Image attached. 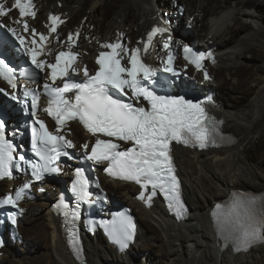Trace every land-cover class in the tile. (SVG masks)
Masks as SVG:
<instances>
[{"label":"bare ground","instance_id":"bare-ground-1","mask_svg":"<svg viewBox=\"0 0 264 264\" xmlns=\"http://www.w3.org/2000/svg\"><path fill=\"white\" fill-rule=\"evenodd\" d=\"M34 2L35 17L23 18L28 32L23 30L22 23L15 22L20 19L16 10L9 11L0 20L24 36L26 46H31L32 39L39 44V34L47 36L44 51L38 57L46 62L60 50H72L79 54L81 66L93 68L95 56L103 50L102 44L114 42L119 36L127 48H142L153 27L165 31L155 35L145 51L151 65L162 62L168 52L164 44L169 38L170 50L193 42L200 49L210 51L212 62L200 71L180 61L177 66L195 80L196 88L204 95L205 108L223 121L225 132L229 131L235 141L222 151L174 149L177 175L190 212L184 222L169 215L160 200L146 206L147 195L140 199L141 189L137 186L109 180L100 173L101 187L118 207H113L109 200L107 211L93 232L81 230L79 253L68 230V216L63 209H58L60 189L68 185L73 168L59 166L60 172L55 179L33 183L31 198L22 197L19 201L22 214L15 233L6 232L0 238V264H264V242L245 253L235 251L218 236L212 215L217 205L227 204L237 193L264 192V132L261 131L264 126V68L252 74L251 66L233 67L246 58V54H251L255 60L264 58V27L254 23L256 17L264 19V0ZM178 2L186 7L179 6ZM13 3L14 0H0L6 10L11 9ZM182 11L183 17H180ZM50 15L63 21L54 33L49 32ZM32 29L37 35H32ZM70 33L74 36L79 33L72 45L68 43ZM205 72L209 76L207 80ZM235 81L237 85L232 86ZM0 89L8 90V87L0 81ZM234 94L238 96L237 105ZM245 98L250 100L248 106L242 105ZM4 102L0 96V113L5 111L12 117L11 133L18 116L14 108H8ZM61 135L73 142L76 151L83 150L81 145L94 142L76 123L65 125ZM251 149L261 152L259 160H251ZM25 182L24 179L0 180V199L8 195L14 197ZM120 207L130 209L136 226L134 241L125 251L117 250L109 242L101 225V221H110Z\"/></svg>","mask_w":264,"mask_h":264},{"label":"snow or ice","instance_id":"snow-or-ice-1","mask_svg":"<svg viewBox=\"0 0 264 264\" xmlns=\"http://www.w3.org/2000/svg\"><path fill=\"white\" fill-rule=\"evenodd\" d=\"M11 10H18L20 19L15 22L22 23L23 30L28 32L29 27L23 22V18L35 17L32 0H14L8 10L5 5L0 4V17L8 15ZM48 19L50 33L56 32L58 24L63 23L55 15H50ZM7 31L19 41L35 69L50 70L43 85L44 93L48 97V106L44 111L55 121V132L49 131L44 121L37 117L39 93L31 89L26 91L24 96L31 97L30 110L34 118L31 152L38 159L32 160L21 154L16 160V148L6 138L5 124L0 122V178L11 175L13 167L17 171L31 173V179L15 192L14 197L8 195L0 199V206L15 207L34 181L42 180L46 174L60 172L57 162L62 156L69 160L74 158L67 151L75 147L73 142L60 133L68 121H78L95 137L93 144L81 145L84 159L95 164L108 162L104 171L114 178L138 184L141 189L140 199L145 198V191L150 188L151 194L146 202H150L159 190L167 201L168 209L177 218L185 215L186 208L175 175L170 145L176 142L204 149L220 135L217 122L207 115L202 106L203 102H193L184 96L158 95L144 83L150 82L156 73L142 62L141 49L127 48L120 42L119 36L115 42L101 45L108 51H101L97 56L96 64L99 67L94 74L90 75L84 70V82L69 80L62 87L55 86L58 79L68 77L69 69L76 71L73 68L76 54L70 50L62 51L55 57V63H48L38 59L44 51L43 43L48 39L47 36L39 34V44L32 39L31 46H26L25 37L19 35L14 28L8 27ZM164 31L163 28L153 27L147 34L144 51H147L153 37ZM31 32L33 36L37 35L35 29ZM78 37L79 33L75 36L70 33L68 43L75 44ZM170 40L171 38L164 44V48L169 51L167 59L163 61V70L178 76L179 73L173 68L174 55L170 50ZM183 52L185 60L197 70L202 69L205 59L211 58L210 54L196 53L188 46L184 47ZM125 57L126 65L121 63ZM0 78L13 89L11 93L4 94L23 103L17 95L13 68L3 59H0ZM204 79H209L207 72L204 73ZM49 80L52 81L51 84L48 83ZM69 93L73 95L70 97L67 95ZM121 97H127V100ZM142 101H146L147 106H141ZM37 124L38 128L35 126ZM114 141L131 143L132 146L120 150V144ZM75 177L70 191L79 206V202H89V180L79 168L75 171ZM58 209H63L66 217L69 215L68 205L63 201ZM71 215L73 220L78 219L75 212ZM212 215L218 236L235 251H247L254 244L264 242V195L237 193L227 204L217 205ZM101 225L113 242L122 248H126L128 242L134 238L136 226L132 218L124 213L114 214L110 221H101ZM76 243L78 241H74Z\"/></svg>","mask_w":264,"mask_h":264},{"label":"rangeland","instance_id":"rangeland-1","mask_svg":"<svg viewBox=\"0 0 264 264\" xmlns=\"http://www.w3.org/2000/svg\"><path fill=\"white\" fill-rule=\"evenodd\" d=\"M260 1H262V0H260ZM153 2H155V0H153ZM178 5L179 6H184V5H181L179 2H178ZM184 7H186V6H184ZM262 14L264 15V11L262 12ZM183 15V13H181V16L180 17H183L182 16ZM257 19H255L256 21L254 22L255 24H257L258 26H260V27H264V19H260L259 20V18L258 17H256ZM251 22V21H250ZM249 23V22H248ZM251 24H253V22H251ZM175 28V27H174ZM189 29V28H188ZM180 31V28H178L177 29V32H179ZM250 48H254V49H256V50H259V48H257L256 46H251ZM251 54H246V58H243V59H241V60H239L237 63H235V64H233V67H238V66H240V65H246V66H251V67H253V70H252V74H254L255 73V70H257V69H261V68H264V58L263 59H260V60H255V59H253V58H251ZM228 81V80H227ZM244 82H246V83H249V81H247V80H245ZM243 82V83H244ZM242 83V84H243ZM237 85V81H235V83H234V85L232 84V86H236ZM241 87H244V86H242L241 85ZM233 97H235L236 99H235V105H237V102L239 101L238 100V96L236 95V94H234L233 95ZM226 100H229V98L227 99V97L225 98ZM249 103H250V100H249V98H245V101H243V103H242V105L243 106H248L249 105ZM261 131L262 132H264V126L261 128ZM226 133H230L229 131H227L226 130ZM261 148H262V146H261ZM261 148L259 149V150H261ZM253 154V155H252ZM260 156H261V152L260 153H258V151L256 150H254V149H251L250 150V157L252 158L251 160L252 161H257V160H259V158H260ZM262 159L264 160V157H262ZM261 159V160H262ZM263 162V165H264V161H262ZM242 169H245V166H242ZM240 187V186H239ZM241 190H244V189H248V188H240ZM251 190H253V189H251ZM255 192H257V191H255ZM259 192V191H258ZM37 201V200H36ZM39 201V200H38ZM38 210H40V209H38ZM22 243H23V241H22ZM21 243V244H22ZM20 248V247H19ZM41 253H43V250H41Z\"/></svg>","mask_w":264,"mask_h":264}]
</instances>
